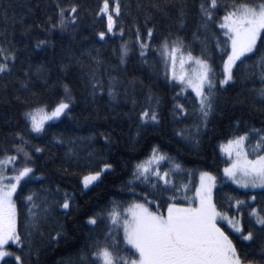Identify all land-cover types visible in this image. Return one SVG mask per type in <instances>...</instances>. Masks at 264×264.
Wrapping results in <instances>:
<instances>
[{"label": "trees", "instance_id": "1", "mask_svg": "<svg viewBox=\"0 0 264 264\" xmlns=\"http://www.w3.org/2000/svg\"><path fill=\"white\" fill-rule=\"evenodd\" d=\"M114 2L109 0L111 8ZM232 2L219 0L214 22L205 29L201 0H119L120 14L115 17L112 35L108 34L107 18L100 14L103 0H0V44L16 56L11 73L0 75V159L14 155L17 166L26 163L35 176L22 181L14 197L22 235L31 219L26 211L30 207L27 195L34 194L38 205L33 211L39 229L30 228L31 236L25 237V243L31 245V255L24 256L25 264H81V255L90 252L93 241L102 240L111 229L104 214L113 202L126 208L133 202L145 203V198L155 199L160 211L166 213V201L173 192L161 194L162 182L153 188L155 176L150 177L151 182L137 180L129 187L136 165L147 160L154 148L172 162L161 161L160 170L169 171L177 204L188 206L192 201L201 172L216 178L214 200L218 209L235 218L234 201L245 202L242 223L246 231H254V241L242 242L226 224L222 227L238 248L249 246V258L255 264H264V236L248 212V205L264 209V189L238 188L223 171L229 159L222 153V145L253 129L264 132V104L258 95L264 89V70L257 54L264 53L261 42L255 53L237 63L233 81L227 85L220 82L227 58V52L221 50L227 46L219 22L225 5ZM57 4L66 10L76 6L77 19L64 30L49 31V17L52 23L57 19ZM67 15L72 14L69 11ZM101 32L106 34L104 39H100ZM177 39L213 69L216 87L206 126L197 97L188 89L182 91L183 86L170 75L165 76L159 50L164 40L171 44ZM41 40L47 43L37 47ZM140 42L148 45L146 56L140 55ZM124 46L128 55L122 63ZM61 101L69 102L70 107L60 121L45 125L43 133L33 132L25 113L53 110ZM177 104L183 105L187 115L176 110ZM150 109L157 111L159 123L142 122L141 113ZM179 130H186L184 137L177 134ZM256 139L252 133L246 142L252 154L260 151L253 147ZM18 146L29 153V160L17 153ZM173 163H179L181 169L175 170ZM105 164L112 167L85 189L84 178L101 171ZM65 198L70 205L67 210L61 207ZM148 205L156 210L155 204ZM93 216L97 217L96 225L88 223ZM57 231L63 233L58 242L54 239ZM9 250L20 254L15 245H9Z\"/></svg>", "mask_w": 264, "mask_h": 264}, {"label": "snow or ice", "instance_id": "2", "mask_svg": "<svg viewBox=\"0 0 264 264\" xmlns=\"http://www.w3.org/2000/svg\"><path fill=\"white\" fill-rule=\"evenodd\" d=\"M219 8V0H201L199 10L202 27L207 29L208 25L214 22ZM57 9L56 22L52 23L49 17V31L57 28L64 30L67 24H75L76 6L66 10L57 4ZM69 11L72 15H67ZM113 11L116 16H119V0H115L111 11L109 0H103L100 14H107L108 32H112L115 24ZM219 28L223 30V36L226 37L224 43L227 46V49L221 50L227 52V58L223 63V79L220 82L227 85L234 79L233 69L237 62L255 53L258 41L264 47V39H262L264 0H256L255 3H249L247 0H239V2L233 0L231 5H225V14L219 22ZM120 34L123 35L122 28ZM99 36L100 39H104L105 33L101 32ZM137 36L139 37L138 29ZM147 36L151 40V29L148 30ZM45 43L47 41L41 40L37 43V47ZM217 46H219V41H217ZM147 47V44L140 42L141 56L147 55L145 51ZM159 51L164 58L165 76H169L170 69L171 80L182 85V91L191 88L195 93L198 98V111L203 117L202 123L206 126L207 117L213 110V89L216 87L211 75L212 67L206 59L194 56L190 50H185L178 39L172 41L171 44L164 40ZM257 54L260 56L259 66L264 70V53ZM127 55L128 48L124 46L121 49L122 63L125 62ZM15 60V53L0 44V75L10 74L11 65L15 64ZM177 63H179V73H177ZM186 63L195 65L191 75L185 71ZM22 87L27 88V84H22ZM96 87L97 85L94 84V90ZM109 94L113 95L112 92ZM258 95L260 103L264 104V89H260ZM69 107V102L61 101L51 112L37 109L34 112L25 113V118L30 121L33 132L43 133L45 124L64 115ZM176 110L182 115H187L182 104H177ZM141 119L145 124L159 123L155 109L142 112ZM185 133L186 130H179L177 134L184 137ZM252 133L257 137L253 147L260 151H254L250 157L245 144ZM21 142L25 143L22 137ZM222 150L231 159L230 165L223 171L233 183L241 188L264 189V132L253 129L251 133L235 136ZM36 151H42V149L37 148ZM233 152L235 153L234 159L232 158ZM17 153H23L25 161L31 158L23 147L18 146ZM16 159L14 155H5L3 159H0V262L2 264H25L24 256L31 255V245L25 243V237L31 236L30 228L39 229L36 213L33 211L38 207L34 194H29L25 198L30 205L26 211L31 219L24 225V235L21 234L19 228V211L17 200L14 197L17 196L21 182L26 181V178L31 180L35 176L33 168L26 163L22 167H16ZM165 160L172 163L168 156L154 148L147 160L136 165L132 180L129 181V187L134 186L137 180L151 182L150 177L155 176L156 182L152 183L153 188L162 182L159 188L161 194L169 190L173 192V195L167 198L166 213L160 211V205L155 199L145 198V203L133 202L126 208H121L118 203L113 202L112 207L104 214L111 229L105 232L102 240L93 241L92 250L81 255V264H255V261L249 258L247 251L249 246L242 245L238 248L221 226V222H224L242 242L254 241V231L251 228L246 231L242 223V205L245 202L239 199L234 201L235 218L218 209L212 196L216 178L209 173H203L200 187L196 190L192 202L188 206L177 204L175 201L178 197L175 196V185L169 179L170 173L160 170V163ZM9 164L13 165L14 175L6 174L4 166ZM111 167L110 164H105L101 171L85 177L84 187L87 188L99 181L103 172H107ZM173 168L178 171L181 165L173 163ZM184 199H187V196ZM251 199L255 201L256 196L253 195ZM148 204H155L156 210L153 211L152 208L146 206ZM61 207L69 209L67 198L64 199ZM248 212L250 217L255 218V224L259 225V232L264 236V209L257 210L255 205H248ZM88 223L96 225L97 217H90ZM121 232L122 238L120 237ZM62 235V231H57L54 239L58 242ZM121 244L127 247L121 248ZM9 245H15L20 254L10 251ZM5 258L12 259L6 260Z\"/></svg>", "mask_w": 264, "mask_h": 264}, {"label": "rangeland", "instance_id": "3", "mask_svg": "<svg viewBox=\"0 0 264 264\" xmlns=\"http://www.w3.org/2000/svg\"><path fill=\"white\" fill-rule=\"evenodd\" d=\"M113 8H111L110 7V11L112 10ZM106 18H107V14H103ZM112 15H113V19H114V21H115V17H116V15H115V13H114V11L112 12ZM115 26H116V22H115V24H114V27H113V30H112V32H108V34H114L115 33ZM106 35V34H105ZM105 37V36H104ZM161 58H162V61H163V63H164V58L161 56ZM244 58V57H243ZM239 62V61H238ZM237 62V63H238ZM164 65H165V63H164ZM195 67V65L194 64H192V63H186L185 64V71L186 72H188L189 73V75H191L192 74V71H193V68ZM179 71H180V68H179V63H177V73H179ZM169 75H171V73H170V69H169ZM231 82V81H230ZM229 82V83H230ZM188 90L189 91H191L194 95H195V93L191 90V88H188ZM198 99V98H197ZM41 109H45V108H41ZM46 111H48V112H51V110H47V109H45ZM68 111V110H67ZM66 111V112H67ZM66 112H65V114H66ZM64 114V115H65ZM64 115H62L61 117H59L58 119H56V120H53V121H48L45 125H47V124H51V123H56V122H58V121H60V119L64 116ZM227 144H224V145H222V147H221V151H222V153L224 154V156L225 157H227V159H229V165H230V163H231V159L226 155V153L222 150L223 149V147H225ZM245 148H246V150L249 152V154H250V157H251V155H252V153L249 151V149H248V147H247V143L245 144ZM233 159L235 158V153L233 152V157H232ZM17 163H18V159H16V161H15V166L16 167H18L17 166ZM228 165V166H229ZM227 166V167H228ZM5 167V169H6V174L7 175H9L7 172H8V170H12V168H13V165H11V164H9V165H5L4 166ZM203 173H209V172H201L200 173V175H199V183H198V187H197V189H199V187H200V182H201V175L203 174ZM11 174H14V172L13 171H11ZM10 174V175H11ZM210 175H212V176H214L212 173H209ZM225 175V174H224ZM226 176V175H225ZM215 177V176H214ZM226 178L230 181V182H232L227 176H226ZM85 179V178H84ZM84 181V180H83ZM97 182V181H96ZM96 182H94L93 184H91V185H89L87 188H85V189H89V188H91ZM233 183V182H232ZM234 185H236L238 188H241L240 186H238L237 184H235V183H233ZM84 186V185H83ZM215 186H216V180H215ZM241 189H243V190H246V191H259V190H263V189H261V188H251V187H249V188H241ZM214 190H215V187L213 188V191H212V196H213V200H214ZM195 196V195H194ZM192 202V201H191ZM214 202H215V200H214ZM197 203H198V201H197ZM146 206H148L149 207V205H146ZM222 224H225L224 222H221V226H222ZM227 226V225H226ZM228 228H230L229 226H227ZM231 229V228H230ZM232 230V229H231ZM233 231V230H232ZM226 232V231H225ZM227 234V233H226ZM1 263V262H0Z\"/></svg>", "mask_w": 264, "mask_h": 264}]
</instances>
